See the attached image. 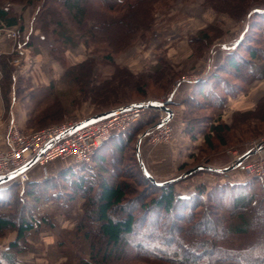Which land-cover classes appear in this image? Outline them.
<instances>
[{"label": "trees", "instance_id": "1", "mask_svg": "<svg viewBox=\"0 0 264 264\" xmlns=\"http://www.w3.org/2000/svg\"><path fill=\"white\" fill-rule=\"evenodd\" d=\"M35 1L26 0V3ZM149 1L134 0L127 3V0H50V5L40 14V29L43 35L49 33L55 42L60 41L64 45L72 43L74 39L69 34L70 29L65 27L61 17L54 19V15L59 17L58 10L63 8L71 14L74 21L83 24L87 39H107L105 31L109 30L110 24L121 25L126 36L136 30L139 25L136 20L141 21L146 29L150 28L153 21L150 16L151 6L157 0ZM125 4L128 9L125 13H119ZM254 4L257 5L248 6L242 14L248 17L253 14L246 27L255 28L254 32L260 29L259 37L246 34L239 38L208 75L192 82L189 93L182 99L184 131L191 137H196L199 132L203 133V141L209 150L213 149L214 142L227 147L233 140L241 138V132L232 128L235 118L238 122L249 118L260 122L264 120L263 93L252 109L234 111L230 124L219 121L218 118L216 122L207 124L214 113L220 116L228 96L243 91L252 80L264 77V63H258L264 61V0ZM135 15H138L137 19L133 18ZM19 20L20 16L12 13L10 7L0 4V28L17 25ZM50 24L54 26L51 27ZM22 27L19 25V31ZM203 39H207V36L204 35ZM13 57V53L0 56V68L3 71L0 93L5 106H8V96L12 92L11 79L14 72L9 62ZM93 59L87 57L68 67L64 78L74 73L72 80L78 86L87 85L94 75L90 64ZM104 60L112 63L111 56L106 55ZM161 68V65H157L156 72ZM120 70L125 71L126 76L130 75L125 68ZM136 79L139 81V78ZM166 79L164 86L170 84L174 76L168 75ZM114 81H104L93 87L101 91L110 89L109 93H114L118 90L113 91L114 85L118 86L120 83L118 80L116 83ZM136 89L143 95L145 84L138 85ZM200 97L202 101L199 100ZM144 101L125 100L102 110L98 109L86 118ZM205 103L209 104L214 113L192 117L193 111ZM157 121V115H152L138 121L125 134L112 136L96 151L88 165L65 166L54 175L40 180L29 179L23 185L16 182L8 185L0 183V237L8 232H15L14 239L6 247L0 248V264H21L16 255L23 251L27 233L48 223L46 216L38 214L41 202L60 201L63 198L72 201L79 196L84 198L80 220H84L85 224H77L70 240L79 247H84L87 256L75 258V264H108L113 257L120 259L121 264H129L133 260L143 264H264V235L260 232L264 231V180L257 183L258 177L254 176L239 184L225 181L211 188L201 185L190 195H180L174 187L177 181L186 179L190 174L182 179L154 181L134 155V142L140 131H144L146 126L150 128ZM246 132L249 133L246 140L263 133L253 122L245 125L244 133ZM131 145L133 163L123 164L124 152ZM202 170L220 173L206 168ZM131 174H135L134 178L139 185L146 187L144 190L142 188L134 201L127 195L132 191L131 184L124 179ZM252 181L258 187L249 189L251 185H255ZM12 203H17V207ZM161 219L162 222L159 223ZM149 225L157 227L153 229ZM252 229H256L258 238L246 247L234 248L220 244L230 233H244ZM90 232L97 234L104 245L111 249L101 253L95 243L91 245L87 240ZM138 233L139 238L133 237ZM58 243L61 241L58 240Z\"/></svg>", "mask_w": 264, "mask_h": 264}, {"label": "rangeland", "instance_id": "2", "mask_svg": "<svg viewBox=\"0 0 264 264\" xmlns=\"http://www.w3.org/2000/svg\"><path fill=\"white\" fill-rule=\"evenodd\" d=\"M1 1V5L10 7L12 13L20 16L17 25L4 27L0 31V39L14 43L13 49L8 52L14 54V57L9 62L13 67L14 73L11 79L12 92L8 96V102L12 99L14 101L12 110L15 108V111L24 116L22 125H19L16 118H14L18 127L25 131H36L50 124L69 121L79 122L98 111V109L102 110L125 100L147 101L161 98L179 83H182L183 87L187 86L186 81L178 82L181 76L201 78L206 72H209L205 71L204 73L207 62L211 61L213 63L214 60L223 59L224 55L239 38L246 34L259 37L258 33L260 30L254 32L255 28L253 27L247 29L246 25L253 14L250 17L242 14L245 8L250 5H257L254 3L260 0H157L151 6L152 12L150 16L153 21H151L150 28L146 29L147 27L141 21L136 20L138 15H135L133 18H136L134 20L137 21L139 27L137 26L132 34L125 36L121 25L110 24L109 30L105 31L107 39L104 37L100 41L85 38L83 24L78 23L77 20L74 21L68 11L60 8L58 10L59 17L54 15V19L58 20L61 17L65 27L70 29V36L74 39L72 43L64 45L60 41L55 42L49 33L43 35L40 29V14L45 7L50 5V0H36L30 4H27L26 0H16L15 3H10L6 0ZM133 1L127 0V3H132ZM149 4L151 5L150 1ZM126 9H128V6L125 4L121 7L119 13H125ZM19 25L23 26L20 31L18 29ZM7 28L16 32L14 39L6 36L5 29ZM204 35L207 36V39H203ZM262 37H264V32ZM262 51L264 55V48ZM2 54L4 53H1L0 56ZM106 55L112 57V63L104 60ZM87 57L94 58V61L90 63L94 75L89 79L87 85L78 86L72 80L75 77L74 73H70L67 78H64V72L68 67L82 62ZM258 63L262 64L264 61H259ZM157 65L162 67L159 72L155 70ZM120 68H125L130 75L126 76V72H122ZM46 72L48 76H46ZM33 74L44 75L43 78L46 84H40L43 78L39 76L31 78ZM168 75H173L174 79L170 84L164 86ZM2 76L3 71L0 68V81ZM136 78H139V81ZM229 78L232 77L229 76ZM111 80L120 81L118 86L114 85L113 91L118 88L114 93H109L110 89L101 91L93 87V85H101L104 81ZM140 84H145L146 89L143 95L136 89ZM245 90L246 88L240 92ZM201 99L202 97L199 100ZM207 103L198 106L193 111L192 117L214 113ZM221 114H223L222 110ZM152 115L156 114L150 111L143 119H148ZM215 115L216 113H214V117L208 120L207 124L213 121L216 122L217 118L219 121L226 123L222 120L223 118ZM253 119L249 118L238 122V119L235 118L232 128L240 131L242 135L241 138L235 141L231 140L232 143L227 147H221L217 142H214L213 149L209 150L203 141V133L199 132L201 134L200 140L196 141V146L194 145L195 147L193 146L192 148L195 152L192 154L191 162L181 164L163 179L154 177L142 162L139 152L142 138L139 141L138 148L136 145L140 135L149 129L148 126L136 136L134 142L135 154L132 152V145L129 146V149L124 152V161L122 162L123 164L133 163L132 157L134 154L140 165L157 182L175 178L182 179L180 177L182 173L198 165L210 164L220 168L228 167L234 165L235 162L232 161L235 160V155L245 152L252 141L264 137V120L260 122ZM229 122H231V116ZM251 122L261 128L263 133L246 140L245 138L249 133H244L245 125ZM169 123L171 124V122ZM172 127V137L168 141L155 145L165 144L172 140L175 133L174 126L172 125ZM182 132L189 139H194L184 131V127ZM146 148L150 149L149 146ZM61 163L62 166L72 165L70 161ZM236 170L244 171L241 165H238ZM206 172L208 171L202 169L190 172V176L186 180L183 179L175 183L182 184L187 181V185H174L175 190L178 193V190L184 188L185 195H190L198 186L202 185L205 188L217 186L216 184L218 183H200L202 174ZM107 175L110 176L109 174ZM134 175L131 174L130 177L124 178L127 183L131 184L132 191H129L127 195L133 201L140 195L139 193L143 188L135 180ZM246 175L249 178L254 177L247 173ZM262 180L264 178L258 177L256 181L258 183L262 182ZM10 183L12 182L5 183V185ZM16 183L19 185L24 184ZM237 183L239 184L240 182ZM241 183L243 182L241 181ZM254 183L255 185H251L249 189L258 187L256 182ZM249 189L247 190L250 191ZM83 203V196L74 198L72 201H67L63 198L60 201L48 200L41 202L38 207V214L46 216L48 223L40 225L37 229H32L27 233L23 251L16 255L21 264H75V258L87 256L84 253V247H79L70 240L71 233L76 230L77 224L84 221L80 220L83 213ZM13 206L16 208L17 203L13 204ZM149 222L150 220L147 223ZM161 222L162 219L159 220V223ZM149 226L153 229L157 227L155 225ZM260 232L261 235H264L263 230ZM14 233L11 231L0 237V248H3L1 246L5 245L9 239H14ZM257 233L256 229L248 230L244 233H230L220 244L234 248L246 247L258 238ZM139 236L140 234L138 233L134 234L133 237L139 238ZM58 240L61 243H58ZM87 240L91 245L95 243L101 253L104 250L111 249L110 246H105L102 239L97 234H93V232H90ZM6 246L7 244L4 247ZM115 258L113 257L108 264H121L120 259ZM131 263L143 264L141 261L134 260Z\"/></svg>", "mask_w": 264, "mask_h": 264}, {"label": "built area", "instance_id": "3", "mask_svg": "<svg viewBox=\"0 0 264 264\" xmlns=\"http://www.w3.org/2000/svg\"><path fill=\"white\" fill-rule=\"evenodd\" d=\"M5 32L9 38L16 37L13 29L7 28ZM195 80V76H181L178 82ZM173 90L174 87L161 98L147 100L141 106L117 111L82 126L78 121H69L50 124L36 131H25L18 127L10 113L2 134L3 143L0 144V177L13 175L4 183H25L29 180V168L35 164L70 161L72 165L69 166L88 165L109 138L125 134L150 111L155 112L158 121L143 138L152 145L168 141L172 137L173 127L168 120L164 121L166 112L156 105L169 103ZM251 150L254 152L247 155L240 165L248 175L264 178V137L252 141L245 153ZM243 154L235 155L234 159Z\"/></svg>", "mask_w": 264, "mask_h": 264}, {"label": "crops", "instance_id": "4", "mask_svg": "<svg viewBox=\"0 0 264 264\" xmlns=\"http://www.w3.org/2000/svg\"><path fill=\"white\" fill-rule=\"evenodd\" d=\"M13 26L15 25H12L10 27ZM2 29L3 28H0V31H2ZM13 45L14 43L11 41L6 42L5 39H0V54L10 52L13 49ZM20 47L18 48L20 49ZM221 61L222 59L220 58L218 61L214 60L213 63H211V61L207 62L204 73L205 71H209L205 73L206 75H208ZM205 74L202 77H205L206 76ZM34 76L35 77L39 76L41 78L44 77V75L33 74L31 78ZM46 76H48L47 72H46ZM186 82H187L186 84L187 86L185 87L181 85L182 83L176 85V87L178 86L177 88L174 87V90L172 92V99L167 105L171 112L170 114L166 113V116L169 115L168 121L171 122V124L174 126V131H175L172 140L165 144L151 146L148 144L145 138H142V141L139 145V152L142 162L149 169L152 175L158 179H163L168 174L170 175L172 171H174L181 164L191 162L192 154L193 152H195L194 150H192V148L196 144V141L200 140L199 138L201 134L199 133H197L196 137H193L194 139H189V137L184 135V133L182 132V129L185 126V121L183 119L184 105L182 103V99L189 93L191 89L190 86H192L193 81H186ZM40 84H46L44 78L43 81L40 82ZM263 93H264V77L261 79L252 80L244 92H239L234 96H228L227 101L222 109L223 114H221L220 117L223 118L222 120H224L226 124H230L229 122L230 116L234 111H243V110L252 109L255 106L257 99ZM13 104L14 101L11 99L8 106H5L0 93V144L3 143L2 134L4 132V126L9 119L10 113L14 115L19 125H22L24 122L23 121L24 116H22L19 112L15 111L16 110L15 108L12 110ZM146 145L149 146L150 149H147ZM236 160L237 159L233 160L232 162H235ZM61 164L62 163L60 161L50 162L45 165L35 164L29 168L28 171L29 179L40 180L44 177L54 175L61 168L65 167L62 166ZM238 165H240V163L228 167L220 168L214 165L205 164V166L208 167H204V168L217 170L220 171V173H210V172L203 173L200 178V183L202 182L208 184H215V183L219 184L225 181L237 183L248 180L249 177H247L246 173L243 170L240 171L236 170ZM226 172L227 174H225ZM175 185H187V181H184V183L182 184L177 183ZM178 191H179L178 194L180 195L186 194L184 188ZM5 245H2L1 247L4 248Z\"/></svg>", "mask_w": 264, "mask_h": 264}, {"label": "water", "instance_id": "5", "mask_svg": "<svg viewBox=\"0 0 264 264\" xmlns=\"http://www.w3.org/2000/svg\"><path fill=\"white\" fill-rule=\"evenodd\" d=\"M141 105H143L142 102H140V103H136V104H134V105H126V106H123V107H119V108H117V109H113V110H108V111L100 112V113H97V114H95V115H92V116H90V117H88V118H86V119H84V120H82V121H79L78 124H79L80 126H82V125L87 124L88 122L96 121V120H98V119H100V118H102V117H105V116L110 115V114H112V113H115V112H117V111L127 110V109H131V108H133V107L141 106ZM167 105H168V103H166V104H159V105H156V107H158V108L164 110L167 114H170L171 111H170V109L168 108ZM168 118H169V115H167V116L165 117L164 121H167ZM145 134H146V131L143 132V133L140 135V137L138 138V140H137V142H136L137 148H138V145H139V141H140V139L143 138V137L145 136ZM253 152H254V150H251V151H249V152L244 153L240 158H238V159L235 161L234 165H235V164H239V163H240V162H241V161H242L247 155H249V154H251V153H253ZM204 167H208V166H205V165H198V166L192 167V168L188 169L187 171H185L184 173H182V175H181L180 177H183V176L189 174L190 172H192V171H194V170L202 169V168H204ZM223 170H226V169H223ZM12 176H13V175H8V176L0 177V183H3V182H5V181H8L9 179L12 178Z\"/></svg>", "mask_w": 264, "mask_h": 264}]
</instances>
